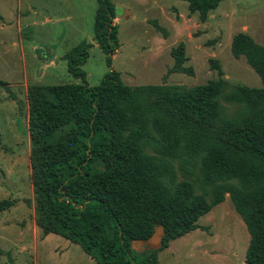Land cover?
I'll return each mask as SVG.
<instances>
[{"label":"trees","instance_id":"trees-1","mask_svg":"<svg viewBox=\"0 0 264 264\" xmlns=\"http://www.w3.org/2000/svg\"><path fill=\"white\" fill-rule=\"evenodd\" d=\"M95 1L93 42L110 68L116 11L111 0ZM183 1L205 22L223 0ZM91 48L82 42L63 56L81 84L27 89L32 204L43 235L78 245L95 264H158L157 251L199 229L198 219L228 195L249 236L245 264H264V46L233 35L231 55L245 59L262 87L227 94L221 77L193 87L128 86L113 70L90 87L82 66ZM185 52L183 42L171 48V73L194 74ZM209 64L222 76L217 60ZM222 98L240 106L234 116ZM14 205L0 200V213ZM156 226L161 247L135 251Z\"/></svg>","mask_w":264,"mask_h":264},{"label":"rangeland","instance_id":"rangeland-1","mask_svg":"<svg viewBox=\"0 0 264 264\" xmlns=\"http://www.w3.org/2000/svg\"><path fill=\"white\" fill-rule=\"evenodd\" d=\"M111 2L117 50L110 68L96 44L89 50L82 66L88 86H98L113 70L128 86L193 87L221 77L224 94L236 86L262 87L245 59L231 55L230 43L233 35L243 32L264 46V0H223L205 22L198 13H190L183 0ZM96 8L95 0H0V81L6 83L0 84V200H15L10 210L0 213V264H95L78 245L43 235L35 224L27 89L36 84H81L68 74L64 61L57 71H41L35 55L63 56L82 42H92ZM19 28L22 51L14 47ZM180 42L185 44V66L193 68L192 76L170 72V50ZM210 59L218 61L222 76L210 68ZM220 102L228 116L240 109L224 98ZM197 225L199 229L157 251L158 264H245L249 236L228 195ZM133 246L143 252L141 246Z\"/></svg>","mask_w":264,"mask_h":264},{"label":"crops","instance_id":"crops-1","mask_svg":"<svg viewBox=\"0 0 264 264\" xmlns=\"http://www.w3.org/2000/svg\"><path fill=\"white\" fill-rule=\"evenodd\" d=\"M17 21H19V18L17 19ZM0 28H2V27H0ZM18 37H19V41L18 42H14V47H15V49H17L18 48L17 45H18L19 48H20V51H22V48H21V46L19 44V43H21V40H22L21 39V29L20 28L18 29ZM90 43L93 44V47H96V45L93 43V40ZM34 51H37V50L35 49ZM63 56L52 55L51 58H49V59L47 57L40 59L41 57L35 55V59H37L38 61L40 60V63H42V65H41L42 68L40 67L41 71H51V70L52 71H57V69L60 68V62L64 61L63 60ZM114 57H115V55L113 56V58ZM23 71H26V67H23Z\"/></svg>","mask_w":264,"mask_h":264},{"label":"water","instance_id":"water-1","mask_svg":"<svg viewBox=\"0 0 264 264\" xmlns=\"http://www.w3.org/2000/svg\"><path fill=\"white\" fill-rule=\"evenodd\" d=\"M163 235H164L163 228L161 226H156L155 231L150 238H148L145 241H136L134 243L141 246L143 248V252L150 250L156 251L161 247V239ZM132 248L135 251L139 252L134 248V246Z\"/></svg>","mask_w":264,"mask_h":264}]
</instances>
